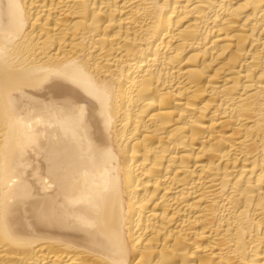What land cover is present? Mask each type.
<instances>
[{
	"label": "bare ground",
	"instance_id": "obj_1",
	"mask_svg": "<svg viewBox=\"0 0 264 264\" xmlns=\"http://www.w3.org/2000/svg\"><path fill=\"white\" fill-rule=\"evenodd\" d=\"M0 264H264V0H0Z\"/></svg>",
	"mask_w": 264,
	"mask_h": 264
}]
</instances>
